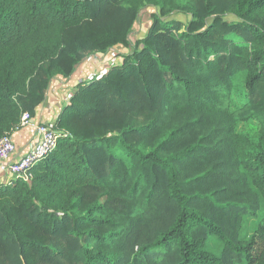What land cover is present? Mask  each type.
I'll return each mask as SVG.
<instances>
[{"label": "trees", "instance_id": "16d2710c", "mask_svg": "<svg viewBox=\"0 0 264 264\" xmlns=\"http://www.w3.org/2000/svg\"><path fill=\"white\" fill-rule=\"evenodd\" d=\"M58 80L74 85L52 125L67 135L28 181L0 183V264H121L128 226L109 207L142 191L176 214L133 259L264 264V0H0V138ZM250 118L258 136L236 131Z\"/></svg>", "mask_w": 264, "mask_h": 264}, {"label": "rangeland", "instance_id": "374dc122", "mask_svg": "<svg viewBox=\"0 0 264 264\" xmlns=\"http://www.w3.org/2000/svg\"><path fill=\"white\" fill-rule=\"evenodd\" d=\"M172 18L186 21L187 17L181 13L172 14ZM149 20L143 14L140 20L135 24L132 31V37L138 38L144 35L147 30ZM115 53V52H114ZM110 60V59H109ZM106 60L105 63L96 64L98 69L103 68L109 62ZM119 57L114 56L110 60V63L118 62ZM74 89V85L68 89L61 88V85L55 83L53 90L48 96L46 104H54V112L58 113L61 106H65L69 102L68 93H71ZM60 97L66 99L65 102L60 101ZM233 108H241L246 101L245 93L242 88L235 89L233 91ZM49 101V103H48ZM57 111V112H56ZM55 121V115L54 120ZM236 131L244 134H250L252 136H258L260 134V124L255 118L248 120L239 119L236 124ZM115 212L117 219L122 224V230L127 226L126 231L123 234L122 241L119 247L120 253L122 254L121 264H173L176 261L175 256L173 257V251H167L162 254L161 257L155 254H147L144 256H137L134 258V254L139 250V246L147 242L150 237L157 235L165 226H167L174 215L176 214L175 205L165 200L161 196H155L149 200L144 198L142 195H138L134 199L125 198L120 202H112L111 206ZM242 233L249 236L253 231V220L251 217H246L243 221ZM211 249L219 253L217 245L213 239L209 241ZM160 259V260H159ZM121 260V259H120Z\"/></svg>", "mask_w": 264, "mask_h": 264}, {"label": "built area", "instance_id": "2783aa9c", "mask_svg": "<svg viewBox=\"0 0 264 264\" xmlns=\"http://www.w3.org/2000/svg\"><path fill=\"white\" fill-rule=\"evenodd\" d=\"M116 54V50L112 49L106 56H91L82 64L78 74L72 79L76 80L74 85L81 78L89 76L90 73H95L100 63H105V61L109 59L111 60ZM110 60L108 61L109 63ZM96 64H98V66ZM52 90L53 87L49 95ZM52 125L53 120L34 121L33 117L25 112L21 116L20 125L0 138V183L11 184V182L17 179H22L24 181L29 180L30 169L55 149L60 137H65L67 135L66 133L55 130ZM25 128L32 129L35 132L36 140L29 145L24 154L20 155L14 141V134Z\"/></svg>", "mask_w": 264, "mask_h": 264}, {"label": "crops", "instance_id": "0c3cea01", "mask_svg": "<svg viewBox=\"0 0 264 264\" xmlns=\"http://www.w3.org/2000/svg\"><path fill=\"white\" fill-rule=\"evenodd\" d=\"M56 83H58V85H61L62 89H64L65 87L67 89L68 85H70L69 82H62L61 80H58ZM68 89L70 88L68 87ZM69 94L70 93H68V96ZM59 99L62 103L66 101L64 100L66 99L64 97H60ZM46 101L43 105H41L38 108L36 115L33 117L34 121L37 120L52 121L54 120V115L56 117L57 113L54 112V107H53L54 104H46ZM35 140H36L35 132L29 128H25L24 130H21L14 134V141L17 145V149L20 155L24 154L27 148L29 147V145L33 143Z\"/></svg>", "mask_w": 264, "mask_h": 264}]
</instances>
